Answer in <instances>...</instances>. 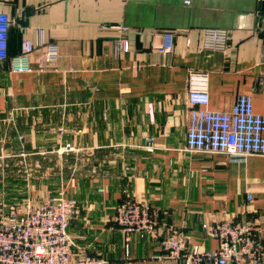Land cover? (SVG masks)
Wrapping results in <instances>:
<instances>
[{"label": "crops", "instance_id": "obj_1", "mask_svg": "<svg viewBox=\"0 0 264 264\" xmlns=\"http://www.w3.org/2000/svg\"><path fill=\"white\" fill-rule=\"evenodd\" d=\"M259 2L0 0L12 19L0 60V193L10 185L15 200L32 197L31 205L49 195L73 199V255L105 264H159L161 240L174 231L187 250L215 249L203 229L213 222L254 221L264 243V155L233 160L211 151L214 143L205 149L208 128L222 133L239 94H251L264 114ZM26 7L35 10L21 27L14 19ZM120 26L128 31L120 35ZM209 27L228 31L225 50L201 47ZM165 32L175 34L167 54L159 51ZM118 37L129 41L119 55ZM23 39L35 49L30 70L16 71ZM48 45L56 59L39 69ZM189 70L208 74L207 109L186 100ZM126 199L147 203L156 224L153 237L132 234L125 248L114 211ZM0 204L7 214L11 203Z\"/></svg>", "mask_w": 264, "mask_h": 264}, {"label": "built area", "instance_id": "obj_2", "mask_svg": "<svg viewBox=\"0 0 264 264\" xmlns=\"http://www.w3.org/2000/svg\"><path fill=\"white\" fill-rule=\"evenodd\" d=\"M11 17L0 11V60L7 58L9 27ZM120 35L128 31L126 26L118 27ZM174 33H162L159 51L169 53L174 45ZM228 31L224 28L209 27L202 32L201 47L207 50H225ZM188 46L190 38L185 39ZM32 41L23 39L20 54L13 60V69L29 71L26 62L34 51ZM129 50V41L118 37L115 43L117 55ZM56 59L55 45H48L39 58V69L44 62ZM186 100L189 105L207 109L209 104L208 74L204 71L189 70L187 74ZM226 124L222 133L217 134L212 126L208 128L210 140L205 149L219 150L233 160H243L248 155H264V114L253 108L251 94H239L230 110L224 113ZM215 114L214 120H217ZM195 131L190 129L189 136ZM246 198L252 199L247 193ZM76 214V204L71 198L49 195L36 205L27 203L26 209L17 210L10 206L5 215H0V264H105L99 257L73 255L74 242L68 232L70 220ZM114 219L124 233L125 248L132 234L150 238L155 234V220L147 203L126 199L119 202ZM207 237L217 240V247L199 251L197 246L187 250L185 236L174 231L161 240L163 253L159 264H264V243L258 235L254 221H221L203 224Z\"/></svg>", "mask_w": 264, "mask_h": 264}, {"label": "rangeland", "instance_id": "obj_3", "mask_svg": "<svg viewBox=\"0 0 264 264\" xmlns=\"http://www.w3.org/2000/svg\"><path fill=\"white\" fill-rule=\"evenodd\" d=\"M13 121H14V117H9L8 118V123H12L13 124L14 123ZM5 161H7L8 164L9 163L12 164V161H10L9 159H7ZM25 162L23 163L22 171L26 169V171L28 172L29 171V165L28 164H25ZM10 169L12 170L13 168H10ZM23 185H25V183H23ZM25 189H26L25 191H27L28 188H25ZM22 198H23V200H20V203L17 200L14 199V194H13V191L11 190V186L10 185H9V191L8 190H5V192H4L3 195L0 193V203L1 202L11 203V204H9L8 207H10V206L15 207L18 211L20 209H26L27 203L32 202L31 201L32 197H31V199H29L26 196H24Z\"/></svg>", "mask_w": 264, "mask_h": 264}, {"label": "water", "instance_id": "obj_4", "mask_svg": "<svg viewBox=\"0 0 264 264\" xmlns=\"http://www.w3.org/2000/svg\"><path fill=\"white\" fill-rule=\"evenodd\" d=\"M33 7H26L19 17H16L14 20L17 24H19L21 27H26L28 25V18L30 15L34 12ZM257 23H258V30L264 29V0H260L259 2V8L257 11ZM180 33L184 31H178ZM264 34L263 32H261ZM264 37V36H263Z\"/></svg>", "mask_w": 264, "mask_h": 264}, {"label": "trees", "instance_id": "obj_5", "mask_svg": "<svg viewBox=\"0 0 264 264\" xmlns=\"http://www.w3.org/2000/svg\"><path fill=\"white\" fill-rule=\"evenodd\" d=\"M10 27H11V25H10ZM10 27H9V31H10Z\"/></svg>", "mask_w": 264, "mask_h": 264}]
</instances>
